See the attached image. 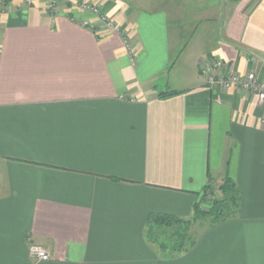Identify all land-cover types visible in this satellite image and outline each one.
I'll list each match as a JSON object with an SVG mask.
<instances>
[{
  "label": "crops",
  "instance_id": "1",
  "mask_svg": "<svg viewBox=\"0 0 264 264\" xmlns=\"http://www.w3.org/2000/svg\"><path fill=\"white\" fill-rule=\"evenodd\" d=\"M91 1L118 31L77 0L3 15L0 264H264V104L202 73L220 60L264 82V0ZM227 179L234 217L198 221L178 256L150 243V214L192 219Z\"/></svg>",
  "mask_w": 264,
  "mask_h": 264
},
{
  "label": "built area",
  "instance_id": "2",
  "mask_svg": "<svg viewBox=\"0 0 264 264\" xmlns=\"http://www.w3.org/2000/svg\"><path fill=\"white\" fill-rule=\"evenodd\" d=\"M9 0H0V50L2 35V18L7 9ZM68 0H49V11L52 15L57 16L62 6ZM27 6H33L35 0H24ZM77 7L86 13L93 14L99 19V23L107 30L118 31L116 23L109 16L101 13L98 6L91 0H78ZM83 26L90 28L97 33L98 27L93 26L90 22H84ZM225 64L220 60H214L213 63L202 69V73L206 78L209 86H219L226 91L233 89L242 90L256 95L260 104H264V82L260 81L254 72L246 75L236 73L224 74ZM30 257L37 262L49 261L51 256L49 252L40 245H31L29 249Z\"/></svg>",
  "mask_w": 264,
  "mask_h": 264
},
{
  "label": "trees",
  "instance_id": "3",
  "mask_svg": "<svg viewBox=\"0 0 264 264\" xmlns=\"http://www.w3.org/2000/svg\"><path fill=\"white\" fill-rule=\"evenodd\" d=\"M175 94L177 93H164L161 94L160 97L165 98ZM218 190L221 194V198H215L208 210H202V202L207 195L215 193L213 184L206 187L202 195V200L194 207V215L192 219L183 220L167 214H150L147 220V238L150 243L155 245L154 241L156 240H153V232L155 229L177 227L178 229H181L180 233L179 231L177 233L178 238L180 237L181 239V243H179L178 247L173 248L172 252L174 255L178 256L188 252L196 243L195 239L192 240L191 236H188L193 224L203 219H209L211 220L212 225H216L234 217L238 212L239 205V191L236 183L231 179L224 180ZM187 241H191L190 246H186ZM155 246H157L158 251L163 255L170 252V248L167 245L157 244Z\"/></svg>",
  "mask_w": 264,
  "mask_h": 264
},
{
  "label": "rangeland",
  "instance_id": "4",
  "mask_svg": "<svg viewBox=\"0 0 264 264\" xmlns=\"http://www.w3.org/2000/svg\"><path fill=\"white\" fill-rule=\"evenodd\" d=\"M219 186L213 185L215 193L212 195L211 194L207 195L205 200L202 202V210L203 209L208 210L209 207L214 202L215 198H217V197L221 198V194L219 193V190H218ZM203 229H204L203 224H200L197 222V223L193 224V226L191 227L188 236L189 237L191 236L192 240H194V239L196 240V239H198V237H199V235ZM180 230L181 229H178L177 227H174V228L171 227V228L155 229V231L153 232V240L154 239L156 240V241H154L155 245H157V244L158 245H167L170 248V250H169L170 252H167L164 254V255H166V257L174 255V253L172 252V249L175 247H178L179 243H181V239H180V237L178 238V235H177L178 231L180 233ZM190 243H191V241H187L186 246H190Z\"/></svg>",
  "mask_w": 264,
  "mask_h": 264
}]
</instances>
